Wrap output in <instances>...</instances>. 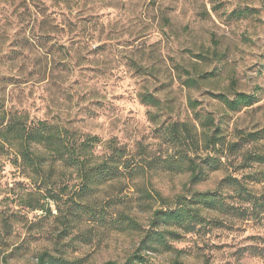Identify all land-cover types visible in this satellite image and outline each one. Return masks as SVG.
<instances>
[{"label": "rangeland", "instance_id": "obj_1", "mask_svg": "<svg viewBox=\"0 0 264 264\" xmlns=\"http://www.w3.org/2000/svg\"><path fill=\"white\" fill-rule=\"evenodd\" d=\"M245 10L251 12L231 15ZM45 11L62 29L39 27ZM13 50L21 55L14 58ZM237 94L252 97V104L232 110L217 97ZM0 97L32 119L98 137L101 159L113 145L134 164L189 154L201 167L197 181L190 171L162 167L98 187L87 202L106 213L105 221L84 222L61 238L68 206L49 200L51 216L23 206L21 198H42L45 190L5 165L0 216L12 217V228L6 234L0 222V264H36L45 251L72 264H125L140 250L156 210L196 192L237 206L224 181L249 183L264 173V165L246 158L264 154V0H0ZM207 116L220 128L223 146L208 147ZM175 123L197 134L198 147L175 142ZM253 133L257 142L243 139ZM214 156L220 167L206 163ZM249 187L264 194V183ZM201 214L206 223L170 240L172 251L140 254L148 264H264L243 252L264 246V226L210 207ZM121 215L141 229L121 230L115 223Z\"/></svg>", "mask_w": 264, "mask_h": 264}, {"label": "trees", "instance_id": "obj_2", "mask_svg": "<svg viewBox=\"0 0 264 264\" xmlns=\"http://www.w3.org/2000/svg\"><path fill=\"white\" fill-rule=\"evenodd\" d=\"M248 12L251 10L233 11L231 15L240 18ZM38 15L37 23L40 28L47 25L53 28V32L62 29V24L56 23L57 18L47 17L46 11L42 15L41 13ZM45 17L46 21L43 20ZM18 51L11 52L14 58L21 55V52ZM217 97L232 110L247 107L253 102L252 97L244 94H237L234 100H229L224 95ZM143 100L144 102L155 101L150 96H144ZM191 106L195 109L197 103L193 102ZM203 121L205 126L211 130L210 134L204 133L206 143L210 145L208 147L223 146L221 130L215 126L214 119L207 116ZM171 133L175 142L180 145L198 147L197 134H194L186 123L173 124ZM243 139L257 142L259 137L258 134L253 133ZM99 144L98 137L79 136L76 132H72L60 124L47 120H35L23 111L7 108L5 100L0 97V175L4 171L5 165L10 163L23 177L44 188L46 194L42 198H34L33 195H29L28 198L20 199L22 205H26L32 211L40 210L45 212L46 216H51L53 211L48 206L49 200L54 201L59 209L61 204L68 206L65 212L66 218L62 222L61 238L67 237L74 227L84 222L90 221L95 224L97 221H105L106 213L98 211L95 205L87 201L94 197L98 187L113 180L126 177L134 181L147 170H157L162 167L181 172L190 171L192 181H197L202 177L201 167L194 162L189 154L134 164L132 160H124L126 153L122 148L113 145L110 146L108 155L101 159L97 155ZM239 145L232 144L231 148H238ZM246 158L248 161L264 165V154H251ZM206 163L220 167L221 160L216 156L208 157ZM120 167L123 169L121 170ZM248 179H250L249 183L231 177L224 181L233 189L234 196L231 199L238 200L237 206L226 204L225 199L222 201L217 194L196 192L190 198L179 197L174 205L156 210L152 214L148 230H145L141 238L140 250L129 257L125 264H148L149 258L140 254L141 251L146 253L172 251L174 248L171 246L170 240L179 241L183 234L191 233L198 226H203L206 223V218L201 214L205 207H210L219 214L237 218L243 223L254 222L264 226V194L258 195L249 187L250 184H263L264 173L250 176ZM66 196L67 199L64 200ZM75 198L78 199V202L75 201ZM33 202L34 204H32ZM0 218L3 231L6 234L10 233L12 228L10 218L12 217L3 215ZM115 223L123 231L141 229L134 219L125 215H121ZM0 245L4 246L5 244ZM243 252H249L252 256L264 261V246H249L244 248ZM36 264L72 263L63 258L54 257L45 251L38 255Z\"/></svg>", "mask_w": 264, "mask_h": 264}]
</instances>
